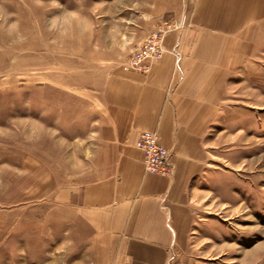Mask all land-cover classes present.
<instances>
[{
  "label": "rangeland",
  "instance_id": "374dc122",
  "mask_svg": "<svg viewBox=\"0 0 264 264\" xmlns=\"http://www.w3.org/2000/svg\"><path fill=\"white\" fill-rule=\"evenodd\" d=\"M125 1L0 0V264L85 239L74 197L93 173L101 79L130 56L111 20ZM250 43L228 87L243 116L191 194L202 264H264V24Z\"/></svg>",
  "mask_w": 264,
  "mask_h": 264
},
{
  "label": "crops",
  "instance_id": "0c3cea01",
  "mask_svg": "<svg viewBox=\"0 0 264 264\" xmlns=\"http://www.w3.org/2000/svg\"><path fill=\"white\" fill-rule=\"evenodd\" d=\"M111 11L131 55L155 27L180 24L163 39L147 74L127 63L101 79L91 131L92 177L74 197L83 240L43 242L32 264H202L189 253L191 194L230 123L236 75L264 24V0H126ZM120 27V28H119ZM154 132L173 166L171 177L147 173L135 142Z\"/></svg>",
  "mask_w": 264,
  "mask_h": 264
},
{
  "label": "built area",
  "instance_id": "2783aa9c",
  "mask_svg": "<svg viewBox=\"0 0 264 264\" xmlns=\"http://www.w3.org/2000/svg\"><path fill=\"white\" fill-rule=\"evenodd\" d=\"M180 24H158L144 39L143 43L127 59L129 69L147 74L150 65L157 61L165 49L163 47L164 36L173 29H178ZM137 149L143 153L144 169L147 173L171 177L173 166L169 161L170 154L158 142V136L154 132L143 131L135 142Z\"/></svg>",
  "mask_w": 264,
  "mask_h": 264
}]
</instances>
